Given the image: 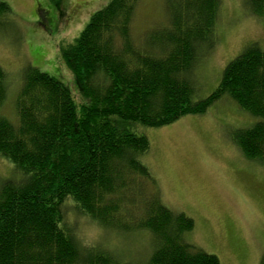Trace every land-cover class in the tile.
<instances>
[{
	"label": "trees",
	"instance_id": "trees-1",
	"mask_svg": "<svg viewBox=\"0 0 264 264\" xmlns=\"http://www.w3.org/2000/svg\"><path fill=\"white\" fill-rule=\"evenodd\" d=\"M141 1L109 0L73 43L59 47L79 105L56 78L31 66L23 71L17 122L0 118V156L18 173L0 180V264H129L76 238L65 224L70 206L103 231H148L153 252L145 264H220L186 243L193 219L167 208L152 188L141 161L150 143L139 131L202 115L227 97L259 119L234 142L264 164V51L247 46L214 92L195 101L193 72L215 45L222 0H162L164 16L137 41L132 23ZM243 1L264 16V0ZM11 14L0 0V21L9 23ZM5 80L0 68V107Z\"/></svg>",
	"mask_w": 264,
	"mask_h": 264
},
{
	"label": "rangeland",
	"instance_id": "rangeland-1",
	"mask_svg": "<svg viewBox=\"0 0 264 264\" xmlns=\"http://www.w3.org/2000/svg\"><path fill=\"white\" fill-rule=\"evenodd\" d=\"M1 1L12 14L9 23L0 21V68L7 80L0 118L17 122L15 99L23 71L30 66L65 84L75 103H82L58 49L73 43L109 0ZM162 4L140 2L132 23L137 41L162 19ZM214 34V47L207 49L193 72L195 101L214 92L226 65L247 46L257 43L264 51V16L252 15L243 0H222ZM258 121L224 97L202 115L139 131L150 143L141 161L154 178L152 188L167 208L193 219L186 243L215 255L220 264H261L264 259V164L247 159L234 142L237 131ZM14 168L0 156V180L17 176ZM65 224L83 244L107 248L129 264H145L153 252L148 231L126 237L103 231L72 206Z\"/></svg>",
	"mask_w": 264,
	"mask_h": 264
}]
</instances>
